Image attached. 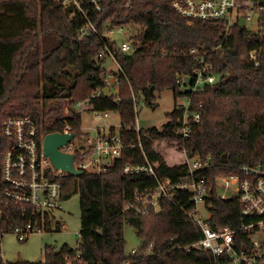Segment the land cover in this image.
I'll use <instances>...</instances> for the list:
<instances>
[{
	"label": "trees",
	"instance_id": "1",
	"mask_svg": "<svg viewBox=\"0 0 264 264\" xmlns=\"http://www.w3.org/2000/svg\"><path fill=\"white\" fill-rule=\"evenodd\" d=\"M123 5L124 0H104L101 12L88 17L97 35H81L85 20L61 0H0V165L13 144L2 133V123L8 119L29 118L42 135L61 133L69 126L80 136L81 117L75 104L87 101L82 106L86 111L117 113L124 143L121 157L104 174L67 175L61 180V201L79 197L80 260L83 264H226L224 257L213 258L208 251L192 247L201 233L189 216L194 205L188 192H178L170 201L160 199L156 213L143 201H135V192H153L156 180L144 174L124 175L122 169L148 161L159 180L177 182L185 176L186 166L164 161L154 147L162 141L170 142L177 152L185 150L187 158L210 157L209 167L195 173L206 180L204 206L210 228L234 230L250 223L241 215L238 199L219 197L215 180L238 174L242 166L264 170V22L255 29L235 22L226 31L221 23L188 21L160 0ZM128 26L136 30L131 39L134 49L130 55H116L122 71L116 75L97 56L105 46L111 47L104 34ZM251 51H257V67L248 57L242 59ZM199 56L213 67L217 81L194 98L204 108L189 138L183 141L175 133L180 116L176 105L160 128L136 131L132 95L152 109L155 94L162 91L181 98L185 78ZM28 224L45 232L61 228L53 214L35 213L28 205L0 198V245L4 235ZM126 225L140 240L139 248L128 255ZM234 240L246 246L249 236L237 232ZM74 255L75 249L65 245L47 246L42 261L9 263L0 249V264H66L64 258Z\"/></svg>",
	"mask_w": 264,
	"mask_h": 264
},
{
	"label": "built area",
	"instance_id": "2",
	"mask_svg": "<svg viewBox=\"0 0 264 264\" xmlns=\"http://www.w3.org/2000/svg\"><path fill=\"white\" fill-rule=\"evenodd\" d=\"M64 7L73 6L85 20L80 30L81 35L93 33L97 35L95 26L88 20L91 13L98 14L102 10L104 0H61ZM142 0H124V8L130 7L132 2ZM170 4L171 9L187 19L188 21L198 20L202 22L221 23L226 31L229 26L243 17L245 28L247 24H253L256 28L259 23L264 22V0H160ZM129 27V26H128ZM124 27L113 28L104 34L111 47L105 46L98 53L99 59H109L115 65L116 75L122 74L117 65L116 55H130L133 53L131 39L136 35V30L128 41L117 45L111 36L123 33ZM195 54L194 51L190 52ZM248 57L254 67L258 66L257 51H251L243 58ZM112 77V76H111ZM186 79V78H185ZM188 83L185 86V93H181L182 102L176 104V111L180 114L177 119L175 133L183 141L190 136L191 128L200 122L201 112L204 108L202 102H196L195 97L207 91L217 81L213 73V67L205 62L204 57H197L196 67L187 76ZM111 82H114L111 78ZM179 81H177L178 83ZM99 93L93 94L94 98ZM134 108L136 109L139 100L132 95ZM87 101L77 103L74 109L86 105ZM94 118L100 119L98 112H94ZM97 113V114H96ZM64 114L68 111L65 108ZM107 117V113L103 114ZM2 133L11 139L13 144L5 153L0 165V198L15 204H25L32 208L35 213L53 214L61 210V180L67 174L55 170L49 159L43 154V138L34 123L29 118L8 119L2 123ZM138 131V129H136ZM69 126H66L62 135L72 134ZM95 136L91 138L87 133L74 138L59 148L64 154L73 155V166L82 173L104 174L109 171L114 161L121 157L124 150V143L120 133L109 131L106 133L100 130L94 131ZM185 156V176L177 182L171 180H159L155 175V169L148 161L144 164H126L122 174H144L156 180V187L153 192L145 191L143 195L135 192V201H143L145 206L156 209L160 199L172 200L178 192L186 191L190 194L194 208L189 213L194 225L201 233V238L192 247L208 251L213 258L224 257L226 264H264V170L259 166H242L238 168V174L230 177H220L219 180L228 197L222 199H238L241 206V215L251 221L247 225H241L237 229L222 227L217 231L210 228L207 219H203L197 212V205L205 203L206 180L195 176V173L209 167L211 158L199 159L197 157L187 158L186 151L181 150ZM215 180V183H216ZM42 228L30 224L25 227H17L12 230L19 242H24L32 233L42 232ZM237 232L248 234L249 242L245 246L236 243L234 235ZM1 238V233H0ZM257 238V239H256ZM76 244L73 259L64 258L66 264H83L77 252Z\"/></svg>",
	"mask_w": 264,
	"mask_h": 264
},
{
	"label": "rangeland",
	"instance_id": "3",
	"mask_svg": "<svg viewBox=\"0 0 264 264\" xmlns=\"http://www.w3.org/2000/svg\"><path fill=\"white\" fill-rule=\"evenodd\" d=\"M247 27L249 29H255L253 24L250 23L247 24ZM133 33V29L124 27L123 33L114 34L111 36V39L117 45H121L123 42L128 41ZM105 61V69L115 71V65L109 59ZM111 92L115 93V90ZM155 96L154 104L156 107L154 109L146 106L143 101L137 104L135 118L136 129L160 128L167 121V113L171 112L176 104L182 102L181 98L174 99L172 92L168 90L155 94ZM78 110L81 117L80 130L83 133H87L91 138L95 136V130L106 133L113 128L115 133H119L120 120L117 113L107 112L106 118L103 117L104 113H98L100 119H95L94 112L86 111L84 107H78ZM171 145L170 142L166 141L154 143L156 151L162 155L164 161L169 166L184 163L185 156L181 151L177 152L175 147ZM216 187L219 197H228L230 195L224 191L219 180H216ZM197 212L203 219L209 216L208 210L203 204L199 203L197 205ZM79 214V197L78 195H74L70 199L61 201V210L53 212L55 220L58 221L61 227L59 232H54L55 230L53 232H35L30 234L24 242H19L13 233L4 235L0 245L3 260L9 263H36L42 261L43 250L47 246L55 247L56 249H60L64 245L72 249L75 248L80 230ZM123 234L125 255L135 252L140 246V240L137 238L135 230L126 225L124 226ZM263 237L264 235H261L260 238Z\"/></svg>",
	"mask_w": 264,
	"mask_h": 264
},
{
	"label": "water",
	"instance_id": "4",
	"mask_svg": "<svg viewBox=\"0 0 264 264\" xmlns=\"http://www.w3.org/2000/svg\"><path fill=\"white\" fill-rule=\"evenodd\" d=\"M239 26L245 27V19L241 17L239 19ZM189 79H185V85H187ZM153 90L152 87L149 88V91L151 92ZM103 93L107 96L108 92L106 89L103 90ZM75 134H68V135H62L57 133H51L47 134L43 138V154L45 157H47L52 165V167L55 170H60L64 173H66L69 176L78 178L83 175L81 171H78L74 168L73 162L74 157L73 155L64 154L59 151V148H61L63 145L67 144L74 138ZM156 213L159 212V208L156 207L155 209Z\"/></svg>",
	"mask_w": 264,
	"mask_h": 264
}]
</instances>
